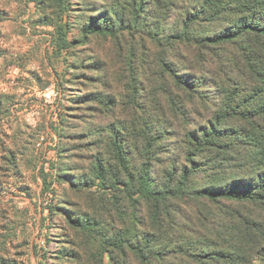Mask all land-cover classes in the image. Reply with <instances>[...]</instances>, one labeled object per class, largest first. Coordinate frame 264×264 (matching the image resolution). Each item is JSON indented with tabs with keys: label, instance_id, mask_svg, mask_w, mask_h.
Instances as JSON below:
<instances>
[{
	"label": "trees",
	"instance_id": "16d2710c",
	"mask_svg": "<svg viewBox=\"0 0 264 264\" xmlns=\"http://www.w3.org/2000/svg\"><path fill=\"white\" fill-rule=\"evenodd\" d=\"M46 3L61 21L65 0ZM86 30L139 35L140 53L127 102L91 99L104 122L89 141L72 147L59 121V177L101 190L92 216L67 211L71 228L112 264H264V0H112ZM82 147L88 179L67 161Z\"/></svg>",
	"mask_w": 264,
	"mask_h": 264
},
{
	"label": "rangeland",
	"instance_id": "374dc122",
	"mask_svg": "<svg viewBox=\"0 0 264 264\" xmlns=\"http://www.w3.org/2000/svg\"><path fill=\"white\" fill-rule=\"evenodd\" d=\"M111 1L65 0L68 10L57 21L46 0H0V87L13 88L0 95V264H78L76 255L80 264H112L107 253L100 257L84 244L66 218L67 211L95 212L100 204L89 194L100 188L82 184L73 190L57 166L60 119L68 123L71 146L84 144L89 131L104 122L91 99L110 94L125 103L131 95L125 64L135 60L131 52L140 53L139 35L124 31L110 39L86 33ZM56 21L71 43L60 52L54 46ZM51 86L59 94L54 112L39 94ZM126 110L118 108V116H128ZM75 152L78 159L70 156ZM75 152L67 151V161L83 167L88 179L89 162L80 156L87 151ZM113 225L120 228L117 221Z\"/></svg>",
	"mask_w": 264,
	"mask_h": 264
},
{
	"label": "built area",
	"instance_id": "2783aa9c",
	"mask_svg": "<svg viewBox=\"0 0 264 264\" xmlns=\"http://www.w3.org/2000/svg\"><path fill=\"white\" fill-rule=\"evenodd\" d=\"M15 75V72H13ZM15 77V76H14ZM10 83L13 84L14 83V78L10 80ZM40 98L42 100L43 103L48 104V105H54L57 103V99H58V92L51 86L47 89H44L42 91H40Z\"/></svg>",
	"mask_w": 264,
	"mask_h": 264
},
{
	"label": "crops",
	"instance_id": "0c3cea01",
	"mask_svg": "<svg viewBox=\"0 0 264 264\" xmlns=\"http://www.w3.org/2000/svg\"><path fill=\"white\" fill-rule=\"evenodd\" d=\"M7 84V83H6ZM1 86V85H0ZM8 89H10V90H8ZM13 90V88L12 87H6V88H1L0 87V95H7V92L8 91H12ZM40 101H42L41 99H40ZM49 106V108H50V110L51 111H53L54 112V106H52V105H48ZM54 116L56 115L55 113L53 114ZM53 137L55 138V136L53 135ZM55 140V139H54ZM52 147H55V146H53V145H51ZM44 176H46V175H43V177ZM43 177H42V180H43ZM46 178H47V176H46Z\"/></svg>",
	"mask_w": 264,
	"mask_h": 264
}]
</instances>
